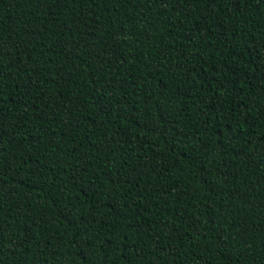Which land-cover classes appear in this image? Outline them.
<instances>
[{"label":"trees","instance_id":"16d2710c","mask_svg":"<svg viewBox=\"0 0 264 264\" xmlns=\"http://www.w3.org/2000/svg\"><path fill=\"white\" fill-rule=\"evenodd\" d=\"M0 0V264H264V0Z\"/></svg>","mask_w":264,"mask_h":264},{"label":"snow or ice","instance_id":"6c2138e0","mask_svg":"<svg viewBox=\"0 0 264 264\" xmlns=\"http://www.w3.org/2000/svg\"><path fill=\"white\" fill-rule=\"evenodd\" d=\"M159 2H161V0H148L149 10H151V9H150V5H151V3H159ZM2 127H3V122L0 121V128H2Z\"/></svg>","mask_w":264,"mask_h":264}]
</instances>
